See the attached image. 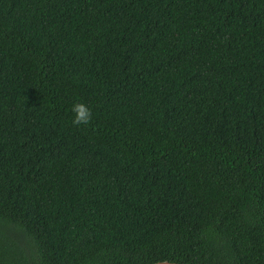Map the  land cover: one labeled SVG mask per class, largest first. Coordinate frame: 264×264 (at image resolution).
Returning a JSON list of instances; mask_svg holds the SVG:
<instances>
[{
  "label": "trees",
  "instance_id": "trees-1",
  "mask_svg": "<svg viewBox=\"0 0 264 264\" xmlns=\"http://www.w3.org/2000/svg\"><path fill=\"white\" fill-rule=\"evenodd\" d=\"M264 264V0H0V264Z\"/></svg>",
  "mask_w": 264,
  "mask_h": 264
},
{
  "label": "water",
  "instance_id": "water-1",
  "mask_svg": "<svg viewBox=\"0 0 264 264\" xmlns=\"http://www.w3.org/2000/svg\"><path fill=\"white\" fill-rule=\"evenodd\" d=\"M152 264H181V263L170 262V261H157V262L152 263Z\"/></svg>",
  "mask_w": 264,
  "mask_h": 264
}]
</instances>
